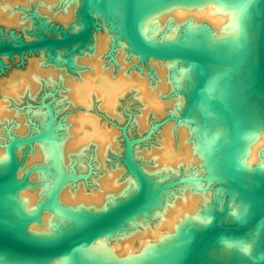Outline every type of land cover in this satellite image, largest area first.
<instances>
[{"label": "water", "instance_id": "1", "mask_svg": "<svg viewBox=\"0 0 264 264\" xmlns=\"http://www.w3.org/2000/svg\"><path fill=\"white\" fill-rule=\"evenodd\" d=\"M0 264H264V0H0Z\"/></svg>", "mask_w": 264, "mask_h": 264}]
</instances>
